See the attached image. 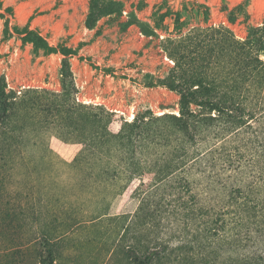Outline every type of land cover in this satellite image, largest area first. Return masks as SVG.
Masks as SVG:
<instances>
[{
    "label": "trees",
    "instance_id": "16d2710c",
    "mask_svg": "<svg viewBox=\"0 0 264 264\" xmlns=\"http://www.w3.org/2000/svg\"><path fill=\"white\" fill-rule=\"evenodd\" d=\"M91 6L89 17H94L117 11L119 2L91 0ZM128 15L141 32L151 33L144 22ZM173 15L174 21L180 17L179 12ZM14 32L46 53L71 54L51 46L36 30L14 27ZM162 50L173 65L146 86L177 93V113L149 111L129 120L101 104L79 102L65 60L59 92L35 87L15 91L0 79V156L5 150L7 156L17 152L28 135L51 133L81 148L75 158L85 160V182L94 174L101 176L97 168L108 163L106 171L121 179L114 197L128 193L135 206L111 213V202H106L94 219L114 222L107 264H264L262 253L222 257L212 248L222 214L197 199L186 175L187 165L197 159L190 147L213 128L218 130L209 145L222 151L218 155L224 156L231 138L249 132L253 138L240 140L237 147L254 143L264 160V27H251L244 39L223 25L192 27L175 38L165 37ZM255 122L259 126L253 128ZM163 131L177 139L159 152ZM250 194L233 189L222 213L244 222L263 216L259 200ZM8 195L0 186V264H64L65 221L52 217L26 223L21 205L19 211ZM15 222L20 237L24 231L28 241L12 236ZM231 241L236 245V237Z\"/></svg>",
    "mask_w": 264,
    "mask_h": 264
},
{
    "label": "rangeland",
    "instance_id": "374dc122",
    "mask_svg": "<svg viewBox=\"0 0 264 264\" xmlns=\"http://www.w3.org/2000/svg\"><path fill=\"white\" fill-rule=\"evenodd\" d=\"M0 1V79L8 89L35 87L59 92L65 60L77 101L101 104L129 120L149 111H178L177 93L159 85L146 86L152 76L162 78L173 65L162 50L165 37L175 38L192 27L223 25L236 38L244 39L251 27H264V0H106L119 2L117 11L94 17H89L91 0ZM175 12L180 13L177 21ZM129 13L144 22L151 33L144 34L132 24L134 17H128ZM14 27L36 30L51 46L67 48L71 54L65 56L59 50L46 53L24 41ZM252 126L258 127V122ZM217 130L211 129L190 147L196 150L197 159L186 167L197 199L222 214L212 248L222 257L264 254V215L244 222L222 213L236 187L252 192L264 211L261 147L254 143L237 147L240 140L253 138L242 132L231 138L220 156L217 153L222 151L209 145ZM159 137V152L177 139L164 131ZM80 149L51 133L28 135L17 152L7 156L5 150L0 156V186L16 200L19 211L21 205L26 223L52 217L65 221L64 264H107L106 248L115 238L114 222L100 224L94 219L106 202H111V213L128 211L135 205L128 193L114 197L121 179L113 170L106 171L108 163L97 168L101 176L94 174L85 182V160L75 158ZM15 223L12 236L28 241L24 231L20 237V224ZM233 237L236 245L230 244Z\"/></svg>",
    "mask_w": 264,
    "mask_h": 264
},
{
    "label": "bare ground",
    "instance_id": "6f19581e",
    "mask_svg": "<svg viewBox=\"0 0 264 264\" xmlns=\"http://www.w3.org/2000/svg\"><path fill=\"white\" fill-rule=\"evenodd\" d=\"M131 118H132V117H131ZM131 118H130V119H131Z\"/></svg>",
    "mask_w": 264,
    "mask_h": 264
}]
</instances>
